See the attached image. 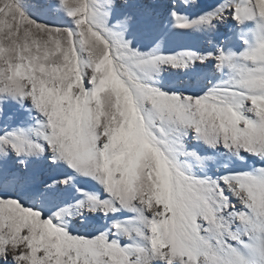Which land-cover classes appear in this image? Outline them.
<instances>
[{
  "label": "snow or ice",
  "instance_id": "obj_1",
  "mask_svg": "<svg viewBox=\"0 0 264 264\" xmlns=\"http://www.w3.org/2000/svg\"><path fill=\"white\" fill-rule=\"evenodd\" d=\"M198 3L0 0V264H264V0ZM165 20L208 47L128 38ZM169 68L205 86L165 90Z\"/></svg>",
  "mask_w": 264,
  "mask_h": 264
},
{
  "label": "rangeland",
  "instance_id": "obj_2",
  "mask_svg": "<svg viewBox=\"0 0 264 264\" xmlns=\"http://www.w3.org/2000/svg\"><path fill=\"white\" fill-rule=\"evenodd\" d=\"M26 4L32 5L36 2V0H25ZM199 10L197 6L191 7L188 10V13L190 16L196 13V11ZM120 10L117 9L114 11V16L119 12ZM31 15L34 19L38 20L40 23L43 24H50L54 26H67V17H65L62 13H57L54 11H48V10H37V9H31L30 10ZM231 20V19H230ZM233 22V21H232ZM220 28V30H219ZM216 30H218L219 34L223 33L225 29H229L227 24L223 23L219 26ZM158 31V28L150 30L152 34V38H148V35L146 34V30L139 27V26H132L129 29L128 32V38L132 39L134 42V45L139 47L141 50L146 51L149 48L153 47L157 40L160 39V35L157 36V40H155L154 36L155 33ZM191 32H183V38L185 40L186 36H192ZM207 36V33L205 34ZM189 40V37H187ZM206 38L204 37L202 42L199 44L200 50H205L208 45L206 43ZM164 51L168 52L166 49L163 48ZM203 69V68H202ZM205 75L206 78H211L214 81L218 80L220 77L215 74L213 69H209L207 71H204L203 74H197V76ZM162 76H164L165 80L160 84L159 86L163 87L165 90H187L189 92H197L199 91L203 86H205V79H197L196 77L189 76L187 72H182L180 70H173V69H167L162 72ZM250 161V162H249ZM248 164H253V160H249ZM34 170L38 174V176L42 180H51L53 177H58V175H61L60 171L57 170L58 173H55L52 170H49L45 167L42 161L36 162L33 165ZM77 230L80 232H90L93 229L88 226L81 227L79 224L75 225Z\"/></svg>",
  "mask_w": 264,
  "mask_h": 264
},
{
  "label": "bare ground",
  "instance_id": "obj_3",
  "mask_svg": "<svg viewBox=\"0 0 264 264\" xmlns=\"http://www.w3.org/2000/svg\"><path fill=\"white\" fill-rule=\"evenodd\" d=\"M215 2H216V0H199V3L197 4V7L199 10H197L196 13L193 14L191 17L194 18L195 16L202 14V12L210 10L212 7L215 6ZM224 23L227 24L229 29H225V31L223 33H220L221 38H223L224 34H228L229 36H232L233 39L230 42V46H235V47L239 48L240 41L236 38V34L238 32V29H237L235 22L234 21L232 22V20L228 19ZM220 25L221 24H217V28H219ZM219 30H220V28H219ZM216 31H217V33L219 32L218 30H216ZM146 32H147L146 34L148 35V38L151 39L152 34H151L150 30H146ZM191 33H192L191 34L192 36H186L185 40H184L183 32L171 29L170 21L165 20L164 21V27L158 28V31L155 33L156 36H154L155 37L154 39L157 40L158 35L161 36L162 34H166L164 37V49H166L168 52H175V51L185 49V48L200 50L199 44L202 42L204 37L208 36V33H207V36L205 35L206 33H198V32H191ZM187 37H189V40ZM200 51H202V50H200ZM209 69H212V68L211 67H209L207 69L201 68L197 74H203L204 71H207ZM189 76H191V75H189ZM164 80H165V78L161 74L159 77V80H158L159 85L162 84V82ZM249 165H251V163H249ZM53 171L55 173H58L57 170H55V169H53Z\"/></svg>",
  "mask_w": 264,
  "mask_h": 264
}]
</instances>
